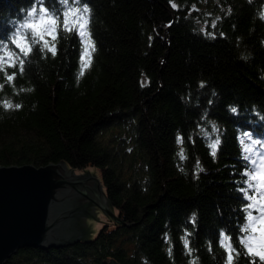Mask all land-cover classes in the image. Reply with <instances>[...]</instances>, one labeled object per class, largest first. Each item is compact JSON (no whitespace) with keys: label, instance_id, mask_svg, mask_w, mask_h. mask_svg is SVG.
<instances>
[{"label":"trees","instance_id":"trees-1","mask_svg":"<svg viewBox=\"0 0 264 264\" xmlns=\"http://www.w3.org/2000/svg\"><path fill=\"white\" fill-rule=\"evenodd\" d=\"M83 3L95 51L61 24L55 41L45 34L55 55L37 45L21 57L23 74L18 62L7 68L13 81L0 71V165L69 159L81 169L96 166L125 222L65 245L22 247L6 264H225L220 231L241 252L233 264H249L237 240L247 203L237 189L246 179L243 157L256 160L258 171L264 159V0ZM33 4L0 0V38L13 36ZM44 6L66 11L60 0ZM23 32L16 39L27 46ZM3 43L8 60L14 46ZM85 47L90 66L80 76ZM6 102L21 107L6 109Z\"/></svg>","mask_w":264,"mask_h":264},{"label":"water","instance_id":"water-1","mask_svg":"<svg viewBox=\"0 0 264 264\" xmlns=\"http://www.w3.org/2000/svg\"><path fill=\"white\" fill-rule=\"evenodd\" d=\"M95 207L105 211L104 218ZM115 222L125 219L94 169H81L69 159L0 165V264L22 247L65 245ZM109 264L121 263L111 259Z\"/></svg>","mask_w":264,"mask_h":264},{"label":"snow or ice","instance_id":"snow-or-ice-1","mask_svg":"<svg viewBox=\"0 0 264 264\" xmlns=\"http://www.w3.org/2000/svg\"><path fill=\"white\" fill-rule=\"evenodd\" d=\"M171 2V0H170ZM47 3V0H34V4L31 7L30 11H27L24 17L25 22L17 27L13 32L12 37H2L0 38V46L7 49L8 45L4 44L5 39L9 40L10 43L14 46V51L7 53L8 60H5L4 56H0V71L5 73L6 80L11 82L16 76V72H13L11 75H8L7 68H16L17 62L19 64V72L24 73L25 59L27 58L32 48L40 45V50L43 52L47 50L52 55L56 54L55 43L49 44V41L45 39V34L51 37L52 41L56 40V32L58 29H61L66 32L75 31L82 39L88 40V47L92 48V51H95L94 43L90 40V33H88V24L91 9L87 3L81 5V0H60L61 5L66 9L63 12H57L55 9L52 11L44 5ZM75 5V6H74ZM172 7H176L173 3ZM69 16L72 17L71 23L69 21ZM261 19H264V13H260ZM34 18H37V22H32ZM63 18V19H62ZM39 22L45 23V28L41 31L39 29ZM171 25H169L170 27ZM212 27H216V21L213 20ZM24 30L23 36L25 41H30V44L27 46L20 44L16 37L20 36L21 31ZM222 35V33H221ZM42 42V43H41ZM88 47H85L83 54L81 55V60L83 61L85 57H88V62L84 63L81 67L79 73L80 76L84 74V69L90 66V53ZM14 57V58H13ZM10 61V62H9ZM203 86V84L201 85ZM3 88V85H0V89ZM6 109H19L20 104H12L6 102L4 104ZM232 113L237 112L236 107L230 109ZM213 131H216L215 125H213ZM207 135V133H205ZM252 133L245 132L244 136L247 137L253 145L261 144L260 139L252 140ZM178 142H182L181 138H177ZM241 144H244V139L241 138ZM220 143L219 137L212 142L210 147L212 148V154L215 155L217 145ZM247 151L251 152L252 148L246 146ZM183 150H181V159H183ZM244 161H246L244 171L239 173L241 177H246L238 183H242L244 186L239 187L237 191L242 193V200L247 201L244 204L241 211L245 214L243 219L245 223L240 226L239 232L242 235L237 236L239 245L242 246L244 255L250 257L249 264H257V258L259 259L260 264H264V203H258L257 201L264 202V171H258L257 162L253 160L251 156H244ZM202 171V169H200ZM252 193L251 195L249 193ZM257 215H253V213ZM194 219V217H193ZM256 225H259L257 227ZM257 234H259V244L254 246L256 241ZM189 233L185 234V237L182 238L185 248L188 254H191V248L188 247L187 236ZM219 243L221 247L225 249L226 260L225 264H233L234 259H238L241 252L237 248L232 246V237L225 235L224 231L219 232ZM227 241V243H225ZM209 250H211V242H209Z\"/></svg>","mask_w":264,"mask_h":264},{"label":"rangeland","instance_id":"rangeland-1","mask_svg":"<svg viewBox=\"0 0 264 264\" xmlns=\"http://www.w3.org/2000/svg\"><path fill=\"white\" fill-rule=\"evenodd\" d=\"M39 24H43V26L45 27V23L44 22H39ZM260 161H262V170L261 171H264V159L263 158H260ZM94 169L96 171V173L98 174V178L101 180V182L103 183V186H104V180H103V174H102V170L96 166H89L87 169ZM95 213L99 216V217H102L104 218L106 213L105 211L101 208V207H95L94 209ZM257 227H259V225H256ZM97 234V233H96ZM96 234L92 235V236H89V237H83V238H92L94 237ZM259 234H257V237H256V241L254 243V246H258L259 244Z\"/></svg>","mask_w":264,"mask_h":264}]
</instances>
